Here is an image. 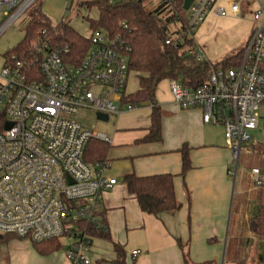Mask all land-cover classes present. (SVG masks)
<instances>
[{
	"label": "built area",
	"instance_id": "2783aa9c",
	"mask_svg": "<svg viewBox=\"0 0 264 264\" xmlns=\"http://www.w3.org/2000/svg\"><path fill=\"white\" fill-rule=\"evenodd\" d=\"M34 1L0 0V11L7 17L0 34ZM175 1L159 0L169 6ZM242 1L194 0L185 27L195 31L209 13L237 16ZM251 17L252 30L238 67L213 70L196 89L169 80L175 105L200 109L203 123L223 128L233 176L241 147L251 140L258 109L264 106V8L255 9ZM88 39L80 63L71 65L64 59L68 46L54 48L42 30L27 52L11 55L0 71V114L5 120L0 132V234L35 243L66 238L70 264H90L92 237L84 226L108 232L101 207L104 194L117 184L106 175L107 162L91 165L83 160L91 138H108L84 128L77 115L84 109L118 120L137 109L122 103L127 95V50L100 29L92 30ZM191 55L203 59L196 47ZM7 122L12 124L9 130L4 129ZM248 176L255 189L263 186L258 168L250 169Z\"/></svg>",
	"mask_w": 264,
	"mask_h": 264
},
{
	"label": "crops",
	"instance_id": "0c3cea01",
	"mask_svg": "<svg viewBox=\"0 0 264 264\" xmlns=\"http://www.w3.org/2000/svg\"><path fill=\"white\" fill-rule=\"evenodd\" d=\"M55 2L61 9L62 4ZM257 8H264V0H243L237 16L220 18L209 13L193 36L203 58L215 63L242 48L252 30L251 14ZM41 9L48 17L45 4L41 3ZM225 30L232 31V40L222 49H210L211 42ZM4 64L3 56L1 69ZM262 64L264 68V58ZM155 100L161 113L159 142H138L150 126L149 106L148 124L127 129L131 137L126 141H120L118 134L111 139L104 134L109 145L106 175L117 184L104 194L101 208L108 232L106 237L91 235L90 264H116L114 244L121 247L126 264L132 260L134 264H184V256L189 264H236L233 261L249 248L254 249L258 262L264 258V238L256 237L249 223L264 204V184L255 189L248 173L239 180L237 171L231 175L234 165L223 128L203 123L200 109H180L172 99L159 102L156 94ZM258 114V127L249 144L264 145V106ZM182 146L188 148L190 160L183 177ZM128 174L171 175L178 208L158 216L143 212L122 180ZM66 247L42 256L30 240L12 238L0 244V264H70L65 258ZM135 250L140 253L132 256Z\"/></svg>",
	"mask_w": 264,
	"mask_h": 264
},
{
	"label": "trees",
	"instance_id": "16d2710c",
	"mask_svg": "<svg viewBox=\"0 0 264 264\" xmlns=\"http://www.w3.org/2000/svg\"><path fill=\"white\" fill-rule=\"evenodd\" d=\"M145 1L88 0L79 3L78 6L85 7L87 10L97 9L98 17L94 20L87 19L90 30H103L127 50L128 71L136 74L138 88L135 93L126 95L122 103L137 108L143 106L151 108L148 132L138 142L153 143L161 140V113L155 100L158 85L165 80H175L184 88H199L208 81L213 70L238 67L244 55L245 44L232 55L215 63L204 58L197 59L191 55L195 44L193 37L187 38V34H194V31L189 32L185 27L187 13L182 9L183 0H176L172 6L159 3L152 10L146 9ZM22 30L24 37L4 53L5 61L11 55H21L27 52L42 30L50 38L54 48L68 46L69 53L64 59L71 65H78L89 48L88 37L80 35L68 24L60 21L56 26H52L51 21L41 9V3L30 11ZM167 40L170 41L169 44H166ZM4 122L3 115L0 114V132ZM249 143L250 140L243 144V150L244 152L257 151V154L261 155L258 169L264 176V145ZM108 151L107 143L91 138L85 147L83 160L91 165L106 162ZM179 151L182 154L181 176L183 177L190 169V160L186 146H182ZM122 180L129 194L134 196L143 212L158 216L164 212H173L178 208L171 175L137 177L134 174H128ZM84 228L90 235L107 236H104L106 233L96 232L86 225ZM249 228L256 237L264 238V204L259 206L257 213L250 220ZM12 238L17 237L3 234L0 237V244ZM60 240L51 239L32 243L37 253L45 256L62 247ZM230 244L228 243L227 249ZM113 249L116 255L113 262L126 264L121 247L114 244ZM133 262L132 260L130 264H134ZM184 264H189L185 256ZM258 264H264V258H260Z\"/></svg>",
	"mask_w": 264,
	"mask_h": 264
},
{
	"label": "rangeland",
	"instance_id": "374dc122",
	"mask_svg": "<svg viewBox=\"0 0 264 264\" xmlns=\"http://www.w3.org/2000/svg\"><path fill=\"white\" fill-rule=\"evenodd\" d=\"M55 1L59 2V5L60 3L62 4L61 9L57 7ZM84 1L88 0H35V3L29 6L20 19L7 26L0 34V71L4 53L13 48L18 42L22 40L24 37L22 28L28 20L30 11L36 7L38 3L45 4V8L48 11V17L50 18L52 26H56L59 21H62L76 30L80 35L89 37L91 30L87 19H96L98 17V11L95 8L87 10L85 7L78 6L79 3ZM159 3V0H146L144 2V6L147 10H152ZM6 20L7 17L3 14V10L0 11V27L6 22ZM20 23L21 26H19ZM193 36V33L187 34V38H191ZM214 40L215 42H211L210 44V49H213V51L222 49L232 40V31H222ZM125 62L128 63L127 58H125ZM137 88L138 79L136 74L128 71L126 79V94L129 95L135 93ZM156 99L159 102L170 101L172 99L169 91V81H162L158 85ZM148 112L149 108L143 106L136 112L123 114L118 120L116 117L111 115L107 122H103L97 120L95 113L82 109L79 111L77 118L78 121L87 129L103 133L110 139L114 134H118L117 138H119L120 141H126L129 137H131V135L128 134L129 130L127 129L134 128L135 126L141 127L144 126V124H148ZM116 128H118L119 131L116 132ZM240 155V161L237 163L236 167L238 180L241 178L243 173H249L250 168H260L261 163V155H258L257 151L248 150L247 152H244L243 145L241 147ZM60 241L64 247L68 245V240L66 238H62ZM255 255L254 249L249 248L248 251H243L238 260L233 261V263L258 264Z\"/></svg>",
	"mask_w": 264,
	"mask_h": 264
},
{
	"label": "water",
	"instance_id": "95a60500",
	"mask_svg": "<svg viewBox=\"0 0 264 264\" xmlns=\"http://www.w3.org/2000/svg\"><path fill=\"white\" fill-rule=\"evenodd\" d=\"M30 1H33V0H30ZM193 1H194V0H183L182 9H183L185 12H187L188 9H189V7H190V5L192 4ZM96 118H97V120H100V121H103V122H107V121L109 120L108 115H106V114H101V113H97V114H96ZM11 126H12V124L9 123V122H7V123H5V125H4V129H5V130H9V129L11 128ZM0 237H1V234H0Z\"/></svg>",
	"mask_w": 264,
	"mask_h": 264
}]
</instances>
